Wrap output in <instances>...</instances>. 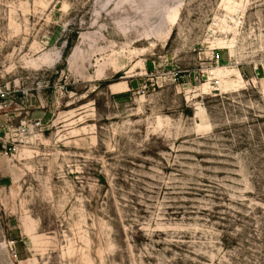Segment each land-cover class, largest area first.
Wrapping results in <instances>:
<instances>
[{"label":"rangeland","instance_id":"1","mask_svg":"<svg viewBox=\"0 0 264 264\" xmlns=\"http://www.w3.org/2000/svg\"><path fill=\"white\" fill-rule=\"evenodd\" d=\"M0 88V264H264V0H0Z\"/></svg>","mask_w":264,"mask_h":264},{"label":"built area","instance_id":"2","mask_svg":"<svg viewBox=\"0 0 264 264\" xmlns=\"http://www.w3.org/2000/svg\"><path fill=\"white\" fill-rule=\"evenodd\" d=\"M10 93H11L10 90H3L2 88H0V96L2 95L3 97H5L6 95H8V94H10ZM41 124H42L41 120L38 119L37 121H34V122L32 123V127H33V128H38V127L41 126ZM25 125H26V123L24 122V123H23V127H24V129H26Z\"/></svg>","mask_w":264,"mask_h":264},{"label":"trees","instance_id":"3","mask_svg":"<svg viewBox=\"0 0 264 264\" xmlns=\"http://www.w3.org/2000/svg\"><path fill=\"white\" fill-rule=\"evenodd\" d=\"M72 47H73V44H71L70 48H69V49L67 50V52L65 53V55H64V59H65V61H66L67 56L69 55V51L71 50ZM16 240H19V238H16Z\"/></svg>","mask_w":264,"mask_h":264},{"label":"crops","instance_id":"4","mask_svg":"<svg viewBox=\"0 0 264 264\" xmlns=\"http://www.w3.org/2000/svg\"><path fill=\"white\" fill-rule=\"evenodd\" d=\"M217 57L219 58V55Z\"/></svg>","mask_w":264,"mask_h":264}]
</instances>
